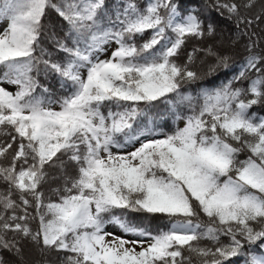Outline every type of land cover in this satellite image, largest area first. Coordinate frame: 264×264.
<instances>
[{
  "label": "snow or ice",
  "instance_id": "1",
  "mask_svg": "<svg viewBox=\"0 0 264 264\" xmlns=\"http://www.w3.org/2000/svg\"><path fill=\"white\" fill-rule=\"evenodd\" d=\"M0 21V264H264V0Z\"/></svg>",
  "mask_w": 264,
  "mask_h": 264
},
{
  "label": "rangeland",
  "instance_id": "2",
  "mask_svg": "<svg viewBox=\"0 0 264 264\" xmlns=\"http://www.w3.org/2000/svg\"><path fill=\"white\" fill-rule=\"evenodd\" d=\"M5 23H6V21H0V28H2Z\"/></svg>",
  "mask_w": 264,
  "mask_h": 264
}]
</instances>
